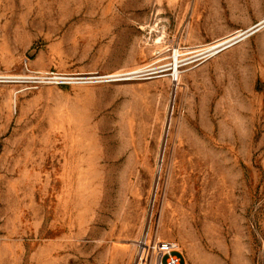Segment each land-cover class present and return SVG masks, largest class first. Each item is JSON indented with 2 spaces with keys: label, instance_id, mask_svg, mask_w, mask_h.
I'll list each match as a JSON object with an SVG mask.
<instances>
[{
  "label": "rangeland",
  "instance_id": "374dc122",
  "mask_svg": "<svg viewBox=\"0 0 264 264\" xmlns=\"http://www.w3.org/2000/svg\"><path fill=\"white\" fill-rule=\"evenodd\" d=\"M263 20L264 0H0V264H159L147 233L181 264H264V27L188 56Z\"/></svg>",
  "mask_w": 264,
  "mask_h": 264
},
{
  "label": "built area",
  "instance_id": "2783aa9c",
  "mask_svg": "<svg viewBox=\"0 0 264 264\" xmlns=\"http://www.w3.org/2000/svg\"><path fill=\"white\" fill-rule=\"evenodd\" d=\"M238 41H234L232 43L226 44L218 50H215V54L211 55L212 52H209L208 49H200L195 50L193 52H190L188 54L190 61H201V60H207L214 55H217L218 53L222 52L223 50L231 47L232 45L236 44ZM177 52H180V48H177ZM175 52V51H174ZM181 56H179V62L180 65L183 64L182 59L180 60ZM150 68H142L139 70H134L130 72H124L120 74H115L111 76H104L100 77V82H118V81H141L144 79H148V77L152 76L154 71H149ZM172 78L174 81L177 80V77L172 74ZM69 80L67 78H60L58 80V83H68ZM140 248V261L147 257L149 254L157 255L160 258L159 264H181V258L179 255V246L176 243L173 242H164L161 243L158 240H150L149 241V234L147 233L144 238L138 243Z\"/></svg>",
  "mask_w": 264,
  "mask_h": 264
},
{
  "label": "bare ground",
  "instance_id": "6f19581e",
  "mask_svg": "<svg viewBox=\"0 0 264 264\" xmlns=\"http://www.w3.org/2000/svg\"><path fill=\"white\" fill-rule=\"evenodd\" d=\"M262 27H264V20L260 23L259 26H256L255 28H253V29H251V30H249L247 32H240L239 31V32H237V33H235V34L232 35V36H235V37H231V38L225 39V40H223V41L215 44L214 46L208 48V50H209V52H212L213 51L212 54H211V55H213V54H215L214 53L215 50H218V48H220V47H222V46H224L226 44L232 43L234 41H240V40L244 39L245 37H247L249 33L253 32L256 29L257 30L262 29ZM174 59H175V62L172 65V71L174 72L173 74H174V76L177 77V81H178L179 70H180V62H179V53L178 52L175 54ZM149 71H152V70L149 69ZM175 87H177V85H174V88Z\"/></svg>",
  "mask_w": 264,
  "mask_h": 264
}]
</instances>
